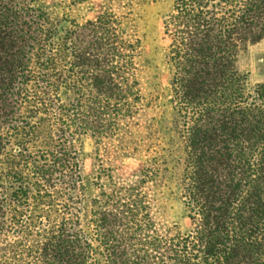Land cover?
I'll list each match as a JSON object with an SVG mask.
<instances>
[{
    "label": "trees",
    "instance_id": "1",
    "mask_svg": "<svg viewBox=\"0 0 264 264\" xmlns=\"http://www.w3.org/2000/svg\"><path fill=\"white\" fill-rule=\"evenodd\" d=\"M35 3L0 0V201L21 232L37 203L60 195L59 234L43 250L52 254L67 243V264H92L99 251L81 228L85 187L70 114L75 101L63 97L82 99L85 77L114 83L111 63L99 62L110 49L96 41L92 56L85 26L55 19ZM177 11L166 58L173 104L182 113V200L192 229L165 247H139L131 260L264 264V85L248 86L237 66L240 53L264 40V0H178ZM44 125L57 144L53 159L34 146ZM128 211L139 213L135 206ZM113 260L106 256V264Z\"/></svg>",
    "mask_w": 264,
    "mask_h": 264
},
{
    "label": "rangeland",
    "instance_id": "2",
    "mask_svg": "<svg viewBox=\"0 0 264 264\" xmlns=\"http://www.w3.org/2000/svg\"><path fill=\"white\" fill-rule=\"evenodd\" d=\"M177 2L35 3L55 19L68 17L85 26L87 51L92 56L96 41L110 49L99 62L101 68L111 63L114 83H94L85 77L77 83L87 91L82 99L74 93L63 97L75 101L69 109L76 118L73 126L85 187L81 228L99 251L92 264L108 263V254L113 255L114 264H135L131 253L139 247H165L167 239H182L192 229L182 200V113L173 104L174 72L166 58L178 16ZM237 66L248 86L264 85V40L240 53ZM112 89L117 94L107 93ZM56 145L47 125L38 130L36 150L53 159ZM52 200L37 203L21 232L18 221H7L9 207L0 201V264H67V252L72 250L67 243L52 254L43 250L62 221L57 212L62 198L56 194ZM134 206L139 209L135 216L128 211ZM10 215L20 219L14 212Z\"/></svg>",
    "mask_w": 264,
    "mask_h": 264
}]
</instances>
